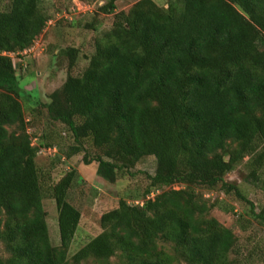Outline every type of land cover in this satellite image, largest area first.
Returning <instances> with one entry per match:
<instances>
[{
	"label": "trees",
	"instance_id": "1",
	"mask_svg": "<svg viewBox=\"0 0 264 264\" xmlns=\"http://www.w3.org/2000/svg\"><path fill=\"white\" fill-rule=\"evenodd\" d=\"M115 1L100 7L114 21L83 72L68 73L43 106L72 134L66 157L84 152L83 162L98 163L109 182L154 156L146 193L156 188V195L141 205L121 199L101 215L102 232L70 256L82 217L67 199L71 170L52 188L60 233L52 244L36 158L56 145L33 142L24 71L12 57L50 18L40 0H11L0 10V264H234L237 236L211 216L215 204L196 187L220 186L249 202L225 177L246 156L254 184L264 168V0H169L166 7L138 0L119 12ZM64 53L72 69L79 49ZM252 211L264 223V205ZM162 236L172 253L159 248Z\"/></svg>",
	"mask_w": 264,
	"mask_h": 264
},
{
	"label": "rangeland",
	"instance_id": "2",
	"mask_svg": "<svg viewBox=\"0 0 264 264\" xmlns=\"http://www.w3.org/2000/svg\"><path fill=\"white\" fill-rule=\"evenodd\" d=\"M110 0H40L49 21L43 33L26 51L12 54L18 74L24 104H26L27 130L33 142L56 145L57 152L48 151L37 156L43 189V200L47 212L49 234L53 245L60 244L58 227V210L56 201L51 197L52 188L71 170H76L74 180L67 190V199L81 211V221L73 239L70 256L91 239L102 232L101 215L118 206L121 199L131 204H142L149 197L156 195V188L147 192L149 175L156 170L154 156H146L134 167L119 173L116 182H109L98 175V163L86 165L84 152L66 157L74 139L68 126L61 122L49 120L43 104L48 102L49 94L59 88L67 74L78 75L88 64V58L94 51L95 40L107 31L114 21V13H102L100 7ZM138 0H116V10L127 11ZM161 6H167L169 0H154ZM11 0H0V10L9 9ZM68 47L79 49L76 64L68 68V57L64 50ZM37 106V107H35ZM45 134V138L41 135ZM89 156H95V149L85 142ZM52 148V147H51ZM250 157L246 156L225 179L239 186L249 202L240 200L234 194H226L220 186L214 189L196 187L197 192L214 203L211 216L231 228L237 236V244L229 257L234 264H264V223L258 221L252 211L258 212L264 205V168L259 172L256 184L249 177ZM175 188L181 185L176 184ZM253 205V206H252ZM159 248L173 252V242L162 236ZM185 264V263H181Z\"/></svg>",
	"mask_w": 264,
	"mask_h": 264
},
{
	"label": "built area",
	"instance_id": "3",
	"mask_svg": "<svg viewBox=\"0 0 264 264\" xmlns=\"http://www.w3.org/2000/svg\"><path fill=\"white\" fill-rule=\"evenodd\" d=\"M49 152V153H51L52 151L54 152V153H56L57 152V148L56 147H49V148H44V147H42V148H40V150H39V152H38V154L40 155V154H42V153H45V152Z\"/></svg>",
	"mask_w": 264,
	"mask_h": 264
}]
</instances>
